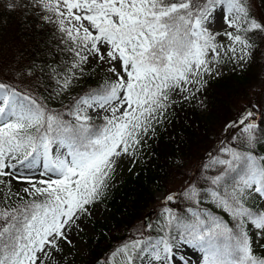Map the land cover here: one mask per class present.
Wrapping results in <instances>:
<instances>
[{
    "label": "snow or ice",
    "instance_id": "6c2138e0",
    "mask_svg": "<svg viewBox=\"0 0 264 264\" xmlns=\"http://www.w3.org/2000/svg\"><path fill=\"white\" fill-rule=\"evenodd\" d=\"M14 14L49 26L68 54L47 77L56 85L48 99L68 103L55 109L37 94L47 90L44 69L0 62V264H75L70 234L106 198L117 160L135 165L177 100L210 111L205 77H219L225 60L243 69L264 48V0H0V21ZM89 74L100 82L73 94ZM255 107L223 125L234 135L201 158L202 183L162 197L158 239L142 221L97 264H188L180 241L203 264H264V155L255 152L264 104ZM14 181L24 185L15 193ZM184 202L191 218L168 206Z\"/></svg>",
    "mask_w": 264,
    "mask_h": 264
},
{
    "label": "trees",
    "instance_id": "16d2710c",
    "mask_svg": "<svg viewBox=\"0 0 264 264\" xmlns=\"http://www.w3.org/2000/svg\"><path fill=\"white\" fill-rule=\"evenodd\" d=\"M31 23V18L28 24L22 22L19 14L5 16L0 21V62L32 64L33 71L37 73L44 69L42 82L47 90L37 94L45 99L49 107L59 109L68 100L59 101L54 95L48 99L56 87L54 80L47 78L54 75L48 72V68L56 67L59 70L69 56L57 49L56 36L45 31L49 26L41 24L38 28H32L29 27ZM261 59L262 55L257 52L254 61L241 72L208 81L204 96L211 101L210 111H200L194 102H177L172 106L170 115L156 127L155 134L147 141L136 171L127 175L113 189L108 188L106 198L100 202L108 208L109 219L98 227L99 234L91 239V255L87 264L103 256L107 258L130 234L136 233L145 215L156 209V190L165 188L176 176L183 178L187 165L213 145L215 139L212 136L216 129L234 118L236 110L250 94L253 83L259 79ZM99 82L100 78L93 74L86 75L79 81L76 93L95 87ZM17 87L26 88L28 85H21L17 81ZM260 132L264 136V126ZM177 205L179 215L191 218V214L183 210L187 206L185 203ZM153 229L151 236L158 239L163 233L157 226ZM173 235H179V230L174 231Z\"/></svg>",
    "mask_w": 264,
    "mask_h": 264
},
{
    "label": "rangeland",
    "instance_id": "374dc122",
    "mask_svg": "<svg viewBox=\"0 0 264 264\" xmlns=\"http://www.w3.org/2000/svg\"><path fill=\"white\" fill-rule=\"evenodd\" d=\"M216 26L213 29L214 31L220 30L223 27V21L220 20L219 15L216 18ZM264 48H262L261 52H259V55H262V70L260 72L259 79L253 83L251 87L250 94L247 95L245 101L240 104L238 107V110H236V114L234 115L235 119L237 115L244 110L245 107H252L253 105H257L253 110L255 112H259L260 108L259 105L264 104ZM250 64V63H249ZM235 66L232 64L231 61L225 60V62L221 65L220 68H218V71H221V75H225L231 72H238L241 71L242 69L236 68L235 71H233V68ZM247 67V66H246ZM99 69H97V72ZM219 76V77H220ZM207 80H211L214 78H209L205 77ZM217 78V77H216ZM77 86V85H76ZM76 87L73 89V94L75 92ZM59 99L63 100V97H58ZM179 101V100H177ZM183 102V101H182ZM257 121L260 120V116H256ZM225 124V123H224ZM219 126L215 134L212 136L215 141L217 140L218 137L223 136L225 139L231 135H234V132H224L222 131L223 125ZM257 147H261L264 150V143H259L256 145L255 149ZM215 152V147L208 146L203 153L198 156L193 163H189L187 165V170L186 174L182 175L184 176L183 178H178L177 176L175 178H172V180L166 185L165 189L162 191H156V198L158 200V203L156 204V209L158 213H154L151 216L150 222L152 223L153 226L157 225L158 223H163L162 217L160 215L162 211V205H161V200L162 197L169 192H176L180 189H182L188 182L189 180L195 178V182L197 185L202 183V177H201V158L205 157L206 154L209 152ZM143 154V151L139 152L136 156V163L135 165L132 164V158L128 156H121L117 160L116 164V171L112 174L110 180H109V187L114 188L117 186L127 175L134 173L136 171V166L138 161L141 159ZM131 169V170H129ZM189 170H192L191 172H188ZM188 174V175H187ZM207 174V173H206ZM24 185H21L18 182H13L12 183V192L15 193L17 191H20ZM187 204V202H184ZM169 207L173 208L175 211L177 208V203H170L168 205ZM204 208H207L208 210L212 211L213 214L215 212L220 213L222 215H227L224 213L221 209L217 208L210 202H206L202 205ZM93 207L97 210L94 212V214L91 217H88L86 219L82 218L83 224L81 225V229L79 231L74 230L73 233L70 234V239L75 241V247L67 249L69 252H71V255L68 256V260L75 261V264H87L86 260L90 257L91 254V249H90V243H91V238L96 236L100 231L97 229V225H101L104 221L109 219V211L105 208L104 205L98 203L96 205H93ZM102 209V210H101ZM228 216V215H227ZM180 248L178 250L180 255H183L188 261V264H203L202 261V256L203 254L200 252L198 248H194L189 245L183 244L182 241H180ZM83 248L84 251L81 253L78 251V249ZM141 264V262H140Z\"/></svg>",
    "mask_w": 264,
    "mask_h": 264
},
{
    "label": "water",
    "instance_id": "95a60500",
    "mask_svg": "<svg viewBox=\"0 0 264 264\" xmlns=\"http://www.w3.org/2000/svg\"><path fill=\"white\" fill-rule=\"evenodd\" d=\"M99 261H102V260H99ZM97 264V263H96Z\"/></svg>",
    "mask_w": 264,
    "mask_h": 264
}]
</instances>
